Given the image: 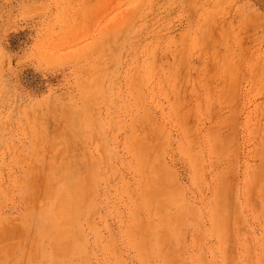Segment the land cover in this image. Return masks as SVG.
<instances>
[{
  "label": "rangeland",
  "instance_id": "rangeland-1",
  "mask_svg": "<svg viewBox=\"0 0 264 264\" xmlns=\"http://www.w3.org/2000/svg\"><path fill=\"white\" fill-rule=\"evenodd\" d=\"M0 111L15 144L0 145V224L25 237L0 235V264L53 251L28 244L54 215L41 194L65 179L46 163L69 123L77 147H59L86 151L72 179L91 181L75 264H264V0H0Z\"/></svg>",
  "mask_w": 264,
  "mask_h": 264
},
{
  "label": "bare ground",
  "instance_id": "bare-ground-1",
  "mask_svg": "<svg viewBox=\"0 0 264 264\" xmlns=\"http://www.w3.org/2000/svg\"><path fill=\"white\" fill-rule=\"evenodd\" d=\"M114 29H116V28H114ZM230 65L231 64H229V66ZM24 110H25V115H26V117H25V119H26L25 120L26 127L24 128V133L26 134V137H28L30 139L31 136L34 135L33 134L34 133L33 127L31 125V119H32L31 110H30L29 107L25 108ZM22 111H23V109H22ZM75 111H74V113H76V114L78 113L77 116L78 115L80 116V114H79L80 111H77V112H75ZM5 115H8V114L1 113V111H0V133H1L0 145H5L6 146L5 149L10 150V149L14 148L15 144H13L11 142L4 141V139H5V137L9 138L8 134L12 133L13 122L11 123V122L2 121L1 119ZM70 116H71V114H70ZM70 116H69V118H71ZM75 117H76V115H75ZM72 118H73V115H72ZM73 119H72V121L74 122ZM74 125H76V124L74 123ZM67 126H63L61 131H60V129L57 130L58 133H59V131L61 133L58 134L56 132V134H58L59 137L55 134L56 137L54 136L55 137V138H53L54 141L52 140L53 142H51V146L52 145L54 146V151L50 150V151H52V155L49 152L50 153L49 155H51V157H48L50 159L48 160V163H46V168L48 166V169H46V170L47 171L50 170L49 171L50 174L58 173L62 177H64L63 179H65V180L63 181V185L60 186V187L58 186V187L55 188L54 186H51V185L45 186V188H43L44 190L42 189L43 192L41 194V196H42V198L44 200H49L52 203L51 210L54 212V215H51L50 217L41 218L42 223L37 228V231H36L37 234H36L35 238L33 237V241H30L29 244H28L30 247L36 248L37 246L40 247L41 241H42V244H44L43 239L46 238L47 240L48 239L51 240V241H49V240L48 241L53 246V251H52V253H51L49 258H48V256L45 258L46 264H75V263H77V257L74 260L73 257L70 258V257H68V255L69 254H74V251H77V253L81 252L78 249L80 247L79 244H78L79 235H80L79 234L80 233V231H79L80 219H81L82 215L88 214V211L90 210V203L88 201V197H89L88 196V192H89V187H90L91 181L89 180L88 177H83L81 175H79V177L78 176L75 177L76 178L75 181H73V179H72L74 174L81 172L82 169L88 164L87 161H84L85 156H86V151H84L80 147H78L79 149H75L73 152L66 153V151H61V148L59 147V145L61 144L60 142H62V143H64L66 145V144H74V143L76 144L77 141H78V134L74 135L73 132H72L74 130L73 128H75V126H73V128H71V129H73L71 131V133L69 132L71 129H68V131L64 133L63 130L66 131V128H64V127H67ZM35 132H36V130H35ZM36 133H38V132H36ZM41 136L42 137L40 139L44 138L42 140H45V137H43V135H41ZM42 140H40L41 141L40 144H43ZM76 147H77V144H76ZM42 153L44 154L43 151H42ZM34 165H30V166H33L32 168H34L32 170H37V173H39L38 169H39V171H41L42 167H37L39 165L37 163L34 164ZM32 170H31V172H32ZM35 172L36 171H34V173ZM49 172H48V174L44 173L45 174V178L48 177L47 175H50ZM38 175L39 174L36 175V177H37L36 180L37 181H38ZM94 175L95 174L93 173V177L91 179L94 178ZM39 176H41V175H39ZM152 177H155V176H152ZM34 180H35L34 178H30V179L22 178L21 179L22 183L25 182V185L27 184V189L24 192V195L26 197L27 196L31 197V195H33L32 198L34 197L35 191H34V194H33V192H32L33 190H31V188L34 187L33 185H35V183H34L35 181ZM39 182L41 183L40 178H39ZM45 184L46 183L44 182V185ZM39 185H41V184H39ZM37 186H38V184H37ZM36 189H38V188H36ZM146 191L150 192L151 195H153L154 193H156V194L163 193V191L161 189L156 187V185H155V183L153 181L151 182V185L148 184V186L145 188V193H146ZM37 192H36V195H37ZM219 193H220V191H219ZM219 196H221V194ZM35 197L33 199L34 202H36L35 201ZM33 200L31 199V201H33ZM41 201L42 200H40V202ZM87 205H89V206H87ZM42 208H44V207L42 206ZM154 211H157V209L154 210ZM159 212L163 213V209H162V212L161 211H159ZM169 212H171V210L167 211V213H169ZM157 214H158V212H157ZM163 214H166V212L163 213ZM166 215H165V217L163 215V219L164 220H168V221L171 222L174 219V217H172L173 218L172 219L171 217H166ZM52 217H53V220L50 222V219H52ZM226 217H228V216H226ZM158 219L159 218H157V220ZM45 220H49V223H47ZM176 220L178 221V217L176 218ZM64 222H73L74 225L72 226L71 229H62V228H60V225H61V223H64ZM44 225H49L50 229L49 230H45L44 228H41ZM20 228L21 227H18V226H15V225H11L10 226L8 224H0V235H2V237L4 236L6 238L10 237L12 239L11 240L12 243H14L13 241L21 243L22 241H25V237L23 236L24 234L21 232ZM164 236H165V234H164ZM3 238L0 237L1 240ZM154 239L157 242H160L162 240L160 234L154 235ZM161 242H163V241H161ZM1 245H2V242H0V246ZM159 245H161V244H159ZM9 246H10L9 244H6L0 250V259L1 260H5V257H6L7 254L6 253H2V252L4 250H6ZM144 251L142 250L141 252H144ZM141 252H140V255L142 256V258H145L144 257V253L142 254ZM171 254H173V253H171ZM176 257H177V252H175L172 255V259L176 258ZM144 262H145V260H144ZM30 264H36V263L32 262ZM175 264H179V263L175 262Z\"/></svg>",
  "mask_w": 264,
  "mask_h": 264
}]
</instances>
